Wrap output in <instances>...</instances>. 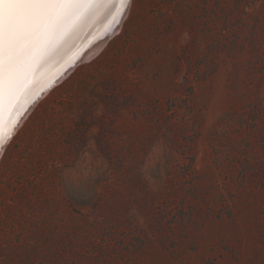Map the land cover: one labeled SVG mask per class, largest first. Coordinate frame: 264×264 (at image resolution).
Returning a JSON list of instances; mask_svg holds the SVG:
<instances>
[{"label": "rangeland", "instance_id": "374dc122", "mask_svg": "<svg viewBox=\"0 0 264 264\" xmlns=\"http://www.w3.org/2000/svg\"><path fill=\"white\" fill-rule=\"evenodd\" d=\"M128 16L6 146L0 264H264V0Z\"/></svg>", "mask_w": 264, "mask_h": 264}, {"label": "snow or ice", "instance_id": "6c2138e0", "mask_svg": "<svg viewBox=\"0 0 264 264\" xmlns=\"http://www.w3.org/2000/svg\"><path fill=\"white\" fill-rule=\"evenodd\" d=\"M117 2L126 15L132 0H0V118L5 99L26 95L30 75L60 54L99 6Z\"/></svg>", "mask_w": 264, "mask_h": 264}, {"label": "bare ground", "instance_id": "6f19581e", "mask_svg": "<svg viewBox=\"0 0 264 264\" xmlns=\"http://www.w3.org/2000/svg\"><path fill=\"white\" fill-rule=\"evenodd\" d=\"M125 7L119 2L114 5L99 6L96 13L76 31L69 45L56 57L43 63L33 75H30L27 84L29 91L26 95L19 96L11 104L7 99L4 100L2 118H0V137L6 146L35 106L81 63L98 55L120 32L131 10L130 8L125 15ZM48 90L50 91L45 94ZM4 150H0V158Z\"/></svg>", "mask_w": 264, "mask_h": 264}]
</instances>
